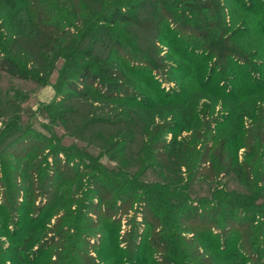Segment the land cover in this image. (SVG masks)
I'll use <instances>...</instances> for the list:
<instances>
[{
    "label": "trees",
    "instance_id": "trees-1",
    "mask_svg": "<svg viewBox=\"0 0 264 264\" xmlns=\"http://www.w3.org/2000/svg\"><path fill=\"white\" fill-rule=\"evenodd\" d=\"M230 4L246 17L264 16V1ZM219 7L214 0H0V74L44 85L60 99L64 91L77 96L76 109L63 113L53 103L5 93L8 109L0 111V137L10 129L7 137L23 143L32 131L39 137L32 146L53 143L54 149L47 155L16 152L17 161L9 165L0 161V252L11 251L12 245L21 264L30 253L34 261L50 246L42 238L44 213L28 211L38 199L55 198L52 188H44L55 171L43 168L53 169L59 152L66 156L61 173L68 170L71 155L80 157L79 182L90 176L77 189L79 201L87 199L90 187L98 190L104 204L97 213L104 227L117 224L128 206L137 207L127 241L135 254L129 264H141L144 236L158 239V249L166 255L153 264H188L190 235L204 264H264V250L259 249L264 245V78L224 74L225 62L239 61L233 57L232 36L223 32L226 19L213 21ZM163 47L174 63L180 59L182 73L192 70L197 80L188 82L198 87L187 84L165 92L157 80H148L146 90L137 85L142 91L132 92L130 73L141 79L161 68L153 64ZM211 57L216 65L207 71ZM223 81L237 83V92L225 93ZM210 95L230 104L224 121L215 126L200 124V103L210 101ZM93 100L103 104L102 114L111 115L108 122H97L105 126L97 131L92 130L95 125L81 124ZM29 109L34 121L53 115L54 124L44 128L48 137L24 129L22 117ZM222 125L224 132L217 137L215 130ZM184 132L190 134L178 139L176 133ZM77 150L97 151V158L72 153ZM150 225L159 231L152 234ZM115 239L108 235L112 243ZM148 247L153 249L151 243Z\"/></svg>",
    "mask_w": 264,
    "mask_h": 264
},
{
    "label": "rangeland",
    "instance_id": "rangeland-1",
    "mask_svg": "<svg viewBox=\"0 0 264 264\" xmlns=\"http://www.w3.org/2000/svg\"><path fill=\"white\" fill-rule=\"evenodd\" d=\"M214 1H218L220 3V7L215 10L213 21L222 22L224 19H226L225 21L227 22L228 26L226 29L223 28V32L224 35L227 34L228 36H232L230 44L232 46L233 57L234 60L239 61V63L232 61L225 62V67L227 68L224 71V74L227 72L232 74L237 73L239 74L240 78L243 77L247 78L248 80H252L253 78H264V16L258 15L246 17L239 7L230 4V0ZM132 32L134 35L138 34V32H136L134 29ZM162 50L164 51L162 54H160V60L153 64L154 67H158L157 63H160L159 66L161 68H155L153 72H149L152 70L147 68L146 72H149L148 74L150 75L145 74L144 78L141 79H137L133 73H130V76L128 75L131 79L132 92H134V89H138V91H142V89L146 90L149 82L148 80H157L158 84L161 85L162 90L165 92H174L176 90H180L187 84L189 85L190 89L198 87V85L195 86V84L193 85V83L190 84L188 82L197 80L190 74L192 70L182 73L180 71L182 63L179 61L180 59L178 56H174L175 58H178V61L174 63L171 58L172 55L170 54L171 57L168 56V51L166 48L163 47ZM215 65V58H209L207 61V71H209L210 68H214ZM221 70L222 69L220 65H218L217 71L220 72ZM215 78L221 77L216 74ZM222 84L224 90L226 91L225 93L237 92V83L232 84L230 82H226L224 84L223 81ZM137 85H139L142 89H139ZM6 92H9V96L11 98L14 96V94L20 93L25 96L29 95L31 97H35L41 103L46 105L53 103L58 108V110H61L63 113H65L67 110L76 109V106L74 105V103L77 102L76 93L64 91L60 99V96L57 95V92L51 88L44 87V85H38L30 81H17L7 75L0 74V111L3 113H5L8 109L7 106H5L7 101L5 99ZM136 94L137 97L141 99L144 98L142 93L136 92ZM217 98L218 97L216 96L210 95V101L206 102L203 100L202 103H200L202 105L200 110V124L206 121L215 126L218 122L224 121V116L227 115L225 111L230 104L227 103V105H224L223 103L222 105L219 103V101H215ZM89 106L90 107L87 109V111L84 112L85 120L84 122L82 121L81 124L86 123V125H95L92 127V130L96 131L97 128H104V125L98 124L97 122H108L111 115L108 113H101V109L103 108V104L101 102H95L93 100L92 102H89ZM54 111L57 112V110ZM55 112H53L54 115L56 114ZM3 113H1L0 116H2ZM12 114L14 113H8L9 116ZM27 114V117H22V125L24 126V129L28 130L33 128L36 130V132H38V134L45 133L46 137H48V133L44 128H50L52 124H54V119L52 117L53 115L39 116L35 118L36 121H34V119L31 117V109H29ZM19 120L21 121V119ZM25 123L27 125H24ZM1 128L2 122L0 118V132ZM9 131L10 129L8 130L5 137L6 139L0 137L1 163H7L8 165L9 163H14L17 161L15 158L19 154L39 152L40 154L42 153L43 155H47L51 154L52 149H54L52 147L53 143H47V145H44L41 149H37L32 146L39 139L35 132L27 131L23 143H20V141L17 142L12 137H7L9 136ZM215 131L217 132V137L221 136L224 132V125ZM83 134L84 136H82L86 138V131H84ZM189 134L190 133L186 132L178 134L176 133V136L178 139H180L186 137ZM167 135H171V132L167 133ZM214 137L215 133H213L212 139ZM222 138H224V134ZM6 150H8L11 156L6 153ZM16 152H19V154L16 155ZM93 152L96 154L97 151ZM72 153H77L82 156L83 154H86L90 157L97 158L95 154L90 153L88 150H86V152L84 150L82 152L81 150H77ZM56 154L58 157L54 159V162L57 163L55 167L53 169L50 166L43 168L46 169V171H55V177L50 180L51 183L45 185L44 182V188H52L55 198H53V195H51L52 197L48 200V202L38 199L34 203V206L30 208L32 211H28L31 212L33 216H38V214L41 212L44 213L40 219V222L43 224L42 238L45 240L44 245L49 242L48 245L50 246L34 261L33 254L31 255L30 253V255H28V257L25 259V262L21 264H120L118 259H120L122 264H129V260H131L135 254L133 250L130 249V247L128 248L127 241L130 237V226H132L131 217L133 216V212L137 207L135 205H133L132 208L128 206L124 212L125 214L122 215L117 224L111 226L110 223H106V226L104 227L103 221H100L98 216L99 213H97L98 210L103 207L100 204H104V201L99 199L100 197L97 193L98 190L96 188L94 189V187H90L91 192L88 194L87 199L83 198L82 201H79L80 192L77 191V189H82L83 182L85 183L86 179H88L90 176L88 175L83 177V180L79 182L78 164L80 157H78L76 154L71 155L70 161L68 163V170L64 171V174V172H61L66 167V156L64 153L56 152ZM111 154L112 153H109L108 155L110 156ZM239 156H241L240 160H242V151L239 152ZM50 161L52 162V159H48V163ZM74 162L77 163V165ZM97 162H99L97 159L92 161L93 165ZM102 162L105 163L103 160ZM72 166H74V169H71ZM5 171L8 173L10 172L8 170ZM64 179L68 182H63ZM85 187L86 186H84V188ZM1 198L2 196L0 195V200ZM129 208L131 211H129ZM136 212V215L138 216V210ZM136 219L140 221L141 218L136 217ZM140 222L144 223L142 225H146L145 221ZM148 229L152 230V234H155L159 231V228L154 225H150ZM111 233L114 235V237L116 235V239L113 242L114 244L108 240V235H111ZM263 233L264 231L262 234ZM262 234L259 232L258 236L261 238ZM190 238L192 239V243L191 245L187 243V247L189 248V252L192 254V259L188 262V264H204V257L201 255L202 252L195 244L194 237L192 238L190 235ZM4 242L10 244V242L14 243L15 241L4 239ZM148 243H151L153 249L148 247ZM159 243L160 241L158 239H155V241H148L147 237L144 236L142 249L139 253L141 264H148L149 261H152L153 264V261L156 262L166 257L164 252H162L161 249H158L157 245H159ZM8 244H5L4 246H7ZM259 247L260 250H264V245L260 244ZM10 249L13 251L12 245H10ZM11 251L5 253L2 250L0 252V264H20L15 260Z\"/></svg>",
    "mask_w": 264,
    "mask_h": 264
}]
</instances>
